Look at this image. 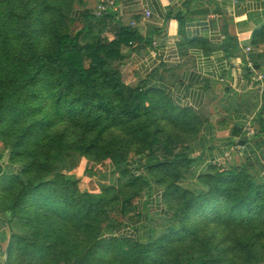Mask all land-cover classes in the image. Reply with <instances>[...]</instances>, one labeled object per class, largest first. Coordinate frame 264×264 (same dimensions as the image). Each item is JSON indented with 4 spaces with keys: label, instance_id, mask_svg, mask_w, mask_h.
<instances>
[{
    "label": "trees",
    "instance_id": "16d2710c",
    "mask_svg": "<svg viewBox=\"0 0 264 264\" xmlns=\"http://www.w3.org/2000/svg\"><path fill=\"white\" fill-rule=\"evenodd\" d=\"M142 42L82 0H0V264H264V170L247 160L193 170L204 120L124 79ZM79 157L106 182L84 189L69 174ZM154 190L170 214L159 232L116 235L132 200Z\"/></svg>",
    "mask_w": 264,
    "mask_h": 264
},
{
    "label": "crops",
    "instance_id": "0c3cea01",
    "mask_svg": "<svg viewBox=\"0 0 264 264\" xmlns=\"http://www.w3.org/2000/svg\"><path fill=\"white\" fill-rule=\"evenodd\" d=\"M100 1L110 2L123 25L150 39L149 44H137L124 65L127 83L142 82L145 88L159 90L174 105L189 108L204 120L199 137L189 146L193 170L246 160L264 170V131L258 132L259 116L264 114L260 104L264 105V43H252L264 29V0H92L91 5ZM247 123L255 136L244 141ZM256 142L262 143L259 148ZM157 200L150 199L147 207L138 199L135 208L144 214L130 226L131 236L134 230L147 235L153 217L160 219L153 224L159 232L170 214ZM8 236L0 220V263Z\"/></svg>",
    "mask_w": 264,
    "mask_h": 264
},
{
    "label": "rangeland",
    "instance_id": "374dc122",
    "mask_svg": "<svg viewBox=\"0 0 264 264\" xmlns=\"http://www.w3.org/2000/svg\"><path fill=\"white\" fill-rule=\"evenodd\" d=\"M83 2H85V6L88 7V8H91L92 10H96V7L97 6H92L91 3H92V0H82ZM77 9L75 8L74 11H73V14L75 15L77 13L76 11ZM80 27V24L79 22H77L75 25H74V28H78ZM125 81L127 82V79L126 77H124ZM245 130H246V126H245ZM248 130V129H247ZM249 132V131H248ZM0 149H1V145H0ZM142 158V157H141ZM143 159V158H142ZM73 164V163H72ZM85 165H86V160L83 158V157H79L77 158L75 161H74V168L71 169L70 173L69 174H72L76 177H79L81 179V184H82V187L86 190H94L96 189V183L97 182H102V183H105L106 180L104 178H100V177H96V176H90L89 174L85 173L84 172V168H85ZM0 166H2L1 162H0ZM106 171V166L105 165H101L99 167H96V172L98 174H103L104 172ZM158 196H155L153 197V195H151L150 197H143L142 195L139 196V197H136L132 200V204H131V208L133 210V213L131 215V219L132 220H127L126 224L125 225H122V227L116 232V235H125V236H129L131 237V235L133 234L132 231L130 230V226L132 227V225L140 222V218H142L143 214H144V210H140L139 208H135L136 206V202L138 201V199H141L142 201H144V204L146 203V206L148 205V201L150 199H153V198H157ZM162 206V205H161ZM149 207V206H147ZM146 207V210H148ZM163 208V206H162ZM129 213H130V210H129ZM151 213L152 217L154 216L153 215V211L151 210H148V214ZM135 215L139 216V218H137ZM130 218V215L127 216L126 219H129ZM151 221V220H150ZM160 222V219H156L155 217H153L152 219V222H151V225H155L156 223ZM143 227V226H142ZM139 231V230H138Z\"/></svg>",
    "mask_w": 264,
    "mask_h": 264
},
{
    "label": "built area",
    "instance_id": "2783aa9c",
    "mask_svg": "<svg viewBox=\"0 0 264 264\" xmlns=\"http://www.w3.org/2000/svg\"><path fill=\"white\" fill-rule=\"evenodd\" d=\"M233 1L237 2L238 0H233ZM108 8L109 9L111 8V3L110 2L105 1V3H100L96 7L95 14L96 15L104 14ZM146 14H148V13H146ZM245 126H246V130H245ZM245 126H244V131H245L246 135L247 136H251L253 134V132H254L252 126L249 123H247Z\"/></svg>",
    "mask_w": 264,
    "mask_h": 264
},
{
    "label": "water",
    "instance_id": "95a60500",
    "mask_svg": "<svg viewBox=\"0 0 264 264\" xmlns=\"http://www.w3.org/2000/svg\"><path fill=\"white\" fill-rule=\"evenodd\" d=\"M239 143L242 144V141H240Z\"/></svg>",
    "mask_w": 264,
    "mask_h": 264
}]
</instances>
